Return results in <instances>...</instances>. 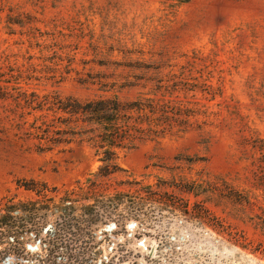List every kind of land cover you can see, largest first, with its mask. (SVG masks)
Wrapping results in <instances>:
<instances>
[{
  "label": "rangeland",
  "instance_id": "1",
  "mask_svg": "<svg viewBox=\"0 0 264 264\" xmlns=\"http://www.w3.org/2000/svg\"><path fill=\"white\" fill-rule=\"evenodd\" d=\"M33 208L23 255L94 211L91 264H264V0H0V217Z\"/></svg>",
  "mask_w": 264,
  "mask_h": 264
},
{
  "label": "trees",
  "instance_id": "2",
  "mask_svg": "<svg viewBox=\"0 0 264 264\" xmlns=\"http://www.w3.org/2000/svg\"><path fill=\"white\" fill-rule=\"evenodd\" d=\"M116 106L115 102L111 105L109 100H100L89 102L80 107L83 122L99 125L102 134L101 141L107 144L109 149L115 145L118 138L112 131V123L118 112ZM67 109L70 110L69 107ZM37 208L45 209L44 207ZM37 208H33L28 217L12 216V211H8L3 217H0V238H8L7 240H11V244H14V254L22 261L18 264H91L92 261H96L95 258H91L92 251L87 249L90 246V241L75 237L81 233L82 228L80 226L82 224H94V220L99 216L94 211L90 215L84 216L82 220L73 216L58 219L55 222V227L47 228L44 233L43 252L35 255H23L25 252L23 236L39 230L42 231L39 221L42 217L37 213ZM5 259L2 258L0 264Z\"/></svg>",
  "mask_w": 264,
  "mask_h": 264
}]
</instances>
